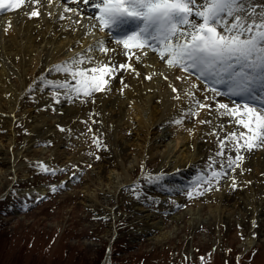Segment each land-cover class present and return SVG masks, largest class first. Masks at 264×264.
<instances>
[{
  "label": "rangeland",
  "instance_id": "rangeland-1",
  "mask_svg": "<svg viewBox=\"0 0 264 264\" xmlns=\"http://www.w3.org/2000/svg\"><path fill=\"white\" fill-rule=\"evenodd\" d=\"M7 32L4 30L3 37L8 38ZM135 70L142 72V67ZM136 73L131 71L127 80L137 78ZM48 76L50 80L58 78L55 72L37 73L26 96L37 100L34 106L40 101L44 103L35 113L44 111L50 116L43 118L48 122L43 127L45 143L24 145L26 136L29 138L31 119L24 121L22 111H32L33 107H15L9 117L8 112H2L12 122V130L8 122L0 125V264H99L110 244L111 264H264V148L242 150L239 167L224 168L227 175L213 180L210 187L206 183L196 187L197 176L202 170L207 171L211 161L216 162L213 170L219 171L228 155L235 158L234 150L222 157L216 155L219 141L230 132L239 134L246 129L229 123L227 117L205 111L196 117L186 115L190 109L194 110L187 97L181 110L180 106H172L164 126H159L155 117L150 125L152 136L160 134L165 127L169 128L168 133L187 127L186 148L181 145V151H176L173 158L189 157L192 153L195 157L190 162L179 161L173 169L175 162L164 161L162 153L156 150L163 149L169 140L161 138L149 147L148 143L145 145L146 132L135 131L133 110L130 107V115L127 111L120 112L116 109L119 101L113 103L112 117L107 113L105 118L102 111L96 115L93 111L79 112L76 115L79 125L71 127L73 136L63 135L68 133L67 126L59 124V134L50 137L47 128L64 116L60 112L63 109L58 107L76 106L84 100L75 97L73 101L65 100V90L41 82V77ZM119 85L111 84L106 93L117 89L115 95L124 99V88ZM58 91L60 103L53 99ZM157 99L154 98L156 102ZM47 104L55 106L53 111L46 108ZM0 107L5 106L0 104ZM180 114L185 115L186 126L171 120L173 116L180 119ZM37 118V122L42 119ZM203 120L212 123L201 124ZM221 125L222 130L218 127ZM87 136L93 148L89 143L75 145L82 154L78 161L64 162V156L60 162L50 157L56 146L67 149ZM94 141H99V145ZM138 142L144 145L141 157L138 154L142 148L133 145ZM233 145L234 141L229 140V147ZM99 153L102 161L90 162V156ZM42 157L55 159L63 171L55 174L42 171ZM22 162L27 163L23 167L26 172L20 167ZM76 163L81 168L76 170L80 179L71 182L75 183L72 187L67 186L62 183L64 174L73 172ZM125 166L131 175L126 181ZM161 173L165 174L163 181L149 182V176ZM53 185L57 186L55 192L51 191ZM40 186L46 187L45 194L37 190ZM188 191L200 194L189 198ZM38 196L45 198L37 199ZM216 208L219 210L214 213ZM194 211L197 215H193Z\"/></svg>",
  "mask_w": 264,
  "mask_h": 264
},
{
  "label": "snow or ice",
  "instance_id": "snow-or-ice-1",
  "mask_svg": "<svg viewBox=\"0 0 264 264\" xmlns=\"http://www.w3.org/2000/svg\"><path fill=\"white\" fill-rule=\"evenodd\" d=\"M50 2V0H49ZM66 3H76V8L65 7V12L79 14L80 5L98 9L95 19L99 21L100 31L119 27L129 20L134 22V30L121 38L113 37L124 49L151 48L159 55L170 69H178L185 73L177 76V80H187L195 76L197 81H203L204 92H211L212 96L197 99L198 89L192 83L185 95L192 100L193 109H212V100L227 97L229 102L221 103L217 100L215 109L219 117H227L229 123L242 127L247 131L237 134L235 131L219 141L220 149L217 156H224L226 152L235 151L233 158L227 156L225 163L220 164V170H213L216 163L211 161L207 171L197 176L196 187L206 183L209 187L213 180H219L227 175L224 168L235 170L238 162L243 160L240 154L244 151H254L264 148V0H65ZM33 6H35L33 8ZM42 0H0V10L33 8L28 12V18L39 17ZM63 19V16L60 17ZM78 22V21H77ZM7 30V29H6ZM95 45L89 46L82 53H78L68 60L53 66L57 73L66 74L63 81H51L47 84L57 90H65V100L73 101L81 94L90 97L96 92H104L109 88L112 80L119 78L123 88L128 87L123 77V71H135L131 64L115 61L97 64L93 53ZM103 54L109 48L99 47ZM129 53H125L128 55ZM139 59V57H137ZM91 65V66H89ZM99 74V75H97ZM140 75L139 73H136ZM151 79V76L145 77ZM167 79V77H165ZM75 81V85L71 81ZM173 93L178 89L172 87ZM59 91L53 96L56 103H60ZM179 95L174 99L179 100ZM208 101V103L202 102ZM188 116L198 115L190 109ZM181 123V120L173 121ZM210 124L211 120L200 121ZM223 125H221V130ZM64 131V129H61ZM215 134V133H214ZM229 140L234 141L229 147ZM243 141L242 143L240 141ZM99 145V141H94ZM99 159V157H97ZM42 171L55 174L63 169H49L41 165ZM165 179V174L148 177L149 182H159ZM62 186V185H61ZM236 187L235 183L232 185ZM57 186H51L55 192ZM207 190V189H205ZM197 191H188L191 198ZM44 199L45 197H36Z\"/></svg>",
  "mask_w": 264,
  "mask_h": 264
},
{
  "label": "bare ground",
  "instance_id": "bare-ground-1",
  "mask_svg": "<svg viewBox=\"0 0 264 264\" xmlns=\"http://www.w3.org/2000/svg\"><path fill=\"white\" fill-rule=\"evenodd\" d=\"M70 6L71 8H76L77 4L70 2L66 3L65 0H50V2L49 0H42V6L40 7L41 15L38 19L28 18V12L33 10L35 6H33V8H20L15 14L7 16L10 17L8 18L9 20L2 18L0 19V104H4L5 106L4 108L0 107V125L8 122L10 130H12V125L10 124L12 122H10L9 118L7 120V116L5 117L2 112H8L9 117V114L11 115V112L15 107H21L20 109H23L27 106L33 107L34 112L33 110H24V112L22 111V113L24 114L23 117H25L24 121H29L31 119L28 129L29 138L26 136L24 143V145H28V147L30 145H33L36 141L45 143V135L42 137V135L44 134L43 127L45 125H48V122L43 118L44 116L50 117L44 111H37L39 113H35L37 109L43 107L44 103L42 101L39 102L38 106H34L32 104H34V102H36L37 100H35L33 97L26 98V96L28 95V90H31L30 85L32 78H36V74L45 71L47 67L48 70L51 69L54 62H58L65 57L68 58L72 55H76L77 53H82L84 50L88 49L89 46L96 43L95 40H88L83 38L86 30H88L85 27L81 28L80 32L78 33L75 32L72 27H69L67 31L64 29V27H61L59 25L60 23H64L66 21L68 22L70 16L71 18L73 17L72 14H68L64 11L65 7ZM81 13L85 14L86 16L91 14V12L86 9V6H84L83 4L80 5L79 14L77 15H80ZM64 15H66V17H63V19H61L60 17ZM4 30H6V32L8 31L7 34L10 37H3L2 33L4 32ZM94 33L98 34L97 30L94 31ZM118 50V52L114 51L111 54V56H113V58L116 60H119L120 56H125V51H123L122 48L119 47ZM152 62L153 64L156 63L155 60H153ZM27 70H29V73L27 72ZM49 72L52 73L53 71ZM144 72L149 73V71L146 70ZM124 73L125 72L121 73L120 75L124 77ZM49 76H51V74H49ZM49 76L45 79L50 80ZM11 77L15 78L11 79ZM127 77L128 76H125L124 83ZM143 77L144 75L140 74L139 80L131 79L130 77L128 78V87H126L123 92L124 99H120L119 95H115V92L111 91L110 93H105L104 95L103 93H100L96 96L97 99L84 97L83 104H78L76 106L70 107L59 106V109H63L60 110V112L61 114L64 113V116L62 115L63 117L60 119V122L54 123V125L56 124L55 126L51 125L50 127L52 128H47L48 135L52 137L54 136V134H59L57 126L59 124H62L67 126L65 128L66 131L68 129V133L66 132L63 135H67L66 137L73 136L74 133L72 132L73 130H71V127L79 125L76 116L79 112L87 113L93 111L96 115L97 111H102V116L105 115V118L107 117V113L108 116L112 117L114 115V112L111 110L115 101H119L116 109H118L120 112L127 111V115H130L129 112L131 107V109L133 110L131 115L133 116V120L135 121L134 123L136 124V126L134 127L135 131H144L146 133H149L150 131V133H152V128L150 125L154 123V117L159 121V124H161L159 126H164L163 122H166V117L170 114V109L173 105H179L180 100L185 97V92L190 88V86L187 83L179 82L174 80L173 78H170L169 84L172 86H176L178 89L177 93H172L169 85L165 81H162L158 76L152 77L150 81H145ZM40 80L42 82V77L40 78ZM112 94L114 96H112ZM176 95H179L181 98L179 100L174 99V96ZM156 97L159 98L157 99V102L154 100V98ZM126 106L128 107L126 108ZM54 107L55 106L51 104L46 105V108L50 111H53ZM38 116L42 117V119H39V122H37ZM32 124L35 127L32 128ZM133 125L134 124H129V126ZM218 127L221 128V126ZM38 128L40 129V131L37 130ZM168 129V127H165L160 134L153 136L150 133L147 135L145 133L144 138H146L145 145L148 143V147L149 144H154L156 141L161 140V138H167L169 140L166 142L167 145H165L163 149L158 148L156 150L162 153L164 161L175 162L171 168L173 169L177 167L178 162L183 159H185V161L187 162L192 161L195 157V154L192 153L189 155V157L181 156V158L178 159L173 158L176 151H181V145L183 146V149L186 148L184 142L187 140V127H185V129H176L170 133H168ZM195 130L196 129L193 128V131ZM26 132H28L27 129ZM171 133L174 135L172 139H169V135H171ZM86 143H89L88 136L84 139L83 142H79L77 144H74L73 146L68 147L67 149H69V151L66 148L60 147V145H58L51 151L50 157H55L61 162L62 158L65 156L66 161L64 162H76L81 158L82 154L79 153L80 148L75 149V145ZM64 144L68 145L69 143L65 142ZM142 144L143 143L140 142L133 143L135 148H139V146L140 148H142L140 153L138 154V157H141L142 151H144V145ZM61 146H63V144ZM89 146H91V143H89ZM157 146H159V144ZM34 149L40 151L48 150L43 147H34ZM61 154H63V156ZM18 155L19 153H17L16 155L14 154V157L17 158ZM97 157H99V159H97ZM90 158V162L98 164L102 161L103 157L102 154L99 153L94 156H90ZM40 160L43 165L48 166V168L52 170L58 167L60 168L59 165H61V163H57L55 159L49 157H42ZM134 160L135 158L133 157L131 163H133ZM143 161H145L144 157ZM26 165V162L21 163L20 167L22 168V170ZM65 165L67 164H64V166ZM74 166L76 167L75 170H73V172L65 173V177L62 182L71 187L75 184H71V182H75L76 179H80V176L78 175V172L76 170H79L81 168L78 167L77 163L74 164ZM125 168L126 166L123 167V169L125 170V175L123 177L124 180H127L128 178H131V175H129L128 173L130 169L128 170V168ZM23 171L26 172V169H24ZM37 190L42 194H45V192L47 191L46 187L43 186H40ZM215 200L218 199L215 198ZM217 210L219 209L216 208L215 210H213L214 213H216ZM193 215H197L195 211L193 212ZM106 251L103 255L101 264L109 263V248L106 249Z\"/></svg>",
  "mask_w": 264,
  "mask_h": 264
}]
</instances>
